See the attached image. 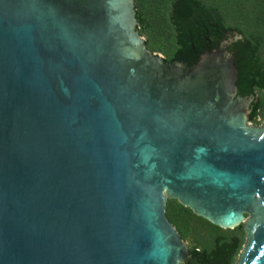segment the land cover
I'll list each match as a JSON object with an SVG mask.
<instances>
[{"label": "water", "instance_id": "1", "mask_svg": "<svg viewBox=\"0 0 264 264\" xmlns=\"http://www.w3.org/2000/svg\"><path fill=\"white\" fill-rule=\"evenodd\" d=\"M224 40L146 48L134 0H0V264H180L177 199L264 264V122Z\"/></svg>", "mask_w": 264, "mask_h": 264}, {"label": "trees", "instance_id": "2", "mask_svg": "<svg viewBox=\"0 0 264 264\" xmlns=\"http://www.w3.org/2000/svg\"><path fill=\"white\" fill-rule=\"evenodd\" d=\"M134 2L137 26L151 40L145 45L160 50L155 41L169 38L165 62L191 68L206 51L229 41L237 72L235 96L249 99L247 120L260 122L264 117V0ZM166 214L181 238H192L195 243L188 248L190 258L180 264L235 263L246 237L242 223L223 229L177 200L168 202Z\"/></svg>", "mask_w": 264, "mask_h": 264}, {"label": "rangeland", "instance_id": "3", "mask_svg": "<svg viewBox=\"0 0 264 264\" xmlns=\"http://www.w3.org/2000/svg\"><path fill=\"white\" fill-rule=\"evenodd\" d=\"M134 6H135V2H134ZM156 26V25H155ZM137 28H138V26H137ZM158 32H159V30L157 29V28H155ZM138 30H139V32H140V29L138 28ZM140 34H141V36L143 37V39L146 41V40H150L149 39V37H148V35L146 34V33H141L140 32ZM155 35H157V32H156V34ZM167 39V40H166ZM169 38H162V39H157V41H155V43L154 44H156V45H159V47H162V49H158V48H155L156 50L155 51H152V50H150V48H148L147 46H146V48L149 50V51H151V52H155V53H157V54H160L161 56H163V57H165L166 56V50H168L169 49V47H170V45H169ZM151 41V40H150ZM157 47V46H156ZM247 122L248 123H250L252 126H257V127H259V126H261L262 124H263V122H264V117L260 120V122L258 123V124H254V123H252V122H249L248 120H247ZM170 200H177V199H175V198H167V200H166V208H167V204H168V202L170 201ZM178 201V200H177ZM179 202V201H178ZM180 203V202H179ZM186 207V206H185ZM186 208H189V207H186ZM190 209V208H189ZM166 216H167V214H166ZM246 219H247V214H245V219H244V221L243 222H241L243 225L245 224V222H246ZM223 228V227H222ZM223 229H227V228H223ZM183 240V242H184V244H185V246H186V248L188 249L189 247H192L195 243H194V241L192 240V238H189V237H187V238H185V239H182Z\"/></svg>", "mask_w": 264, "mask_h": 264}]
</instances>
